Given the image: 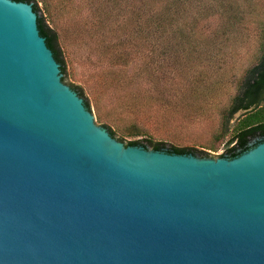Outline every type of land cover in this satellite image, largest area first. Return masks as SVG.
I'll list each match as a JSON object with an SVG mask.
<instances>
[{"label":"water","instance_id":"obj_1","mask_svg":"<svg viewBox=\"0 0 264 264\" xmlns=\"http://www.w3.org/2000/svg\"><path fill=\"white\" fill-rule=\"evenodd\" d=\"M62 77L32 3L0 0V264H264V142L125 146Z\"/></svg>","mask_w":264,"mask_h":264},{"label":"rangeland","instance_id":"obj_2","mask_svg":"<svg viewBox=\"0 0 264 264\" xmlns=\"http://www.w3.org/2000/svg\"><path fill=\"white\" fill-rule=\"evenodd\" d=\"M44 1L52 12L51 25L60 34L61 46L66 50L64 83L83 90L95 125L116 131L114 138L124 145L128 141L151 138L152 142L164 143V148H190L208 158H219L233 146H228L227 141L240 112L231 118L228 113L246 72L262 55L257 49L256 37L238 36L235 49L197 53L184 51L186 44L173 37L172 53L170 50L161 54L162 41L158 38L149 46L136 35L129 38L133 45L125 44L124 31H119L118 41L110 32L97 35L96 24L107 19L106 27L113 26L110 31L117 29L111 24L112 19L106 18L108 9L115 7L113 2ZM133 5L137 7L138 2ZM38 6L42 9L41 0ZM206 25L198 40L203 49L214 39L209 33L220 29L214 22ZM253 26L246 23L240 31L256 28ZM126 55H131V60H126ZM228 56L230 59L220 64L212 63L215 61L212 58ZM218 78L223 80L220 85L206 86ZM120 131H138L144 136L124 137Z\"/></svg>","mask_w":264,"mask_h":264},{"label":"trees","instance_id":"obj_3","mask_svg":"<svg viewBox=\"0 0 264 264\" xmlns=\"http://www.w3.org/2000/svg\"><path fill=\"white\" fill-rule=\"evenodd\" d=\"M15 2L32 3V9L37 14V27L41 37L45 39L47 47L51 50L54 59L60 66L63 74L62 81L66 78V65L64 58L66 57V50L61 46L60 34L56 28L52 26V15L50 7L47 2L41 0L42 9L38 6V0H12ZM99 1V0H98ZM107 3H115V7L108 9L107 17L111 20V24L117 29L110 31L111 27H106L104 23L96 24L97 35H104L105 33H112L116 40H119V31H124V39L133 45L130 41V36L136 35L140 40H144L145 44L152 45L154 38L160 39L162 50L160 53H172L173 37L183 41L186 47L182 48L184 51L197 53L201 50L220 51L222 49H235V39L238 36H244V39L256 37L258 40V51L262 55L258 58V62L253 65L245 75L242 83L239 86L237 95L233 98L229 117L231 118L239 109L248 108L251 103L258 99L264 93V0H101ZM120 5L118 6L117 3ZM138 2V6L134 7V2ZM121 2L123 5H121ZM42 12V13H41ZM45 14V17H44ZM214 22L220 26V29L210 32L213 36L203 49L201 40L204 26ZM125 23V24H122ZM246 23L256 25V28L240 31V27ZM191 40V42H190ZM143 41V42H144ZM223 42V44H222ZM231 44H230V43ZM225 43H229L225 46ZM121 44V45H125ZM170 46V47H169ZM152 47V46H151ZM223 47V48H222ZM182 50L178 48V50ZM182 50V51H183ZM162 51V52H161ZM126 60H131V55L124 57ZM212 63L220 64L222 61L230 59L215 57ZM146 71V70H145ZM154 71V70H153ZM152 71V72H153ZM142 72V71H141ZM148 75H154L149 73ZM146 77V75H145ZM143 80V79H142ZM144 80H149L144 78ZM222 79L218 78L206 86L216 87L222 83ZM69 87L74 90L78 96L84 101V106L91 111L90 104L84 96L83 90L75 85L69 84ZM264 122V107L258 110L247 113L240 117L232 129V135L227 141L228 146L226 153L219 157L229 155V159L238 157L247 151L245 145L251 135H255L258 129L262 128ZM109 134L114 137L116 131L105 127ZM122 136L140 137L144 136L142 132H121ZM237 139V140H236ZM123 141V140H121ZM237 144V145H236ZM126 146H142L144 148L150 147L155 151L165 150L170 154L187 155V153H196L190 148H180L170 146L164 148L166 145L162 142H152L151 138L128 141ZM242 148V149H241ZM239 149H241L239 151ZM206 157V154H203Z\"/></svg>","mask_w":264,"mask_h":264},{"label":"flooded vegetation","instance_id":"obj_4","mask_svg":"<svg viewBox=\"0 0 264 264\" xmlns=\"http://www.w3.org/2000/svg\"><path fill=\"white\" fill-rule=\"evenodd\" d=\"M264 107V93L263 95L259 96L258 99H255L251 105L246 108V109H239L237 112H242L240 115H239V118L240 117H243L245 116L247 113L249 112H252L254 110H258L260 108H263ZM262 124V128L261 129H258L256 132H255V135H251L249 138H248V142L247 144L245 145V147H247V151L252 149L253 147H255L256 145L260 144V143H263L264 142V122L263 123H260L258 124L257 126L261 125ZM237 140V139H236ZM237 145V144H236ZM242 149V148H241ZM239 149V151L241 150ZM187 155H192V156H196V157H203L202 155H198L196 153H187ZM226 158H229V155H226L225 156Z\"/></svg>","mask_w":264,"mask_h":264}]
</instances>
